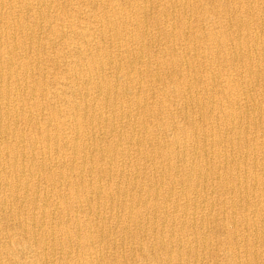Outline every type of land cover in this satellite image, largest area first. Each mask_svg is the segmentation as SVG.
<instances>
[{
  "label": "bare ground",
  "instance_id": "bare-ground-1",
  "mask_svg": "<svg viewBox=\"0 0 264 264\" xmlns=\"http://www.w3.org/2000/svg\"><path fill=\"white\" fill-rule=\"evenodd\" d=\"M0 264H264V0H0Z\"/></svg>",
  "mask_w": 264,
  "mask_h": 264
},
{
  "label": "rangeland",
  "instance_id": "rangeland-1",
  "mask_svg": "<svg viewBox=\"0 0 264 264\" xmlns=\"http://www.w3.org/2000/svg\"><path fill=\"white\" fill-rule=\"evenodd\" d=\"M162 47H163V46H162ZM162 47H161V48H162ZM158 48H159V47H158Z\"/></svg>",
  "mask_w": 264,
  "mask_h": 264
}]
</instances>
